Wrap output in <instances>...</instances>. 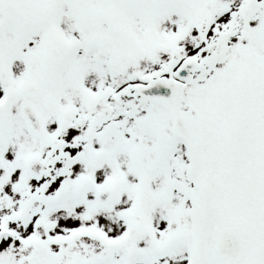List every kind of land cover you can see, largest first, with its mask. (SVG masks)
Here are the masks:
<instances>
[{
  "label": "snow or ice",
  "instance_id": "snow-or-ice-1",
  "mask_svg": "<svg viewBox=\"0 0 264 264\" xmlns=\"http://www.w3.org/2000/svg\"><path fill=\"white\" fill-rule=\"evenodd\" d=\"M0 264H264V0H0Z\"/></svg>",
  "mask_w": 264,
  "mask_h": 264
}]
</instances>
